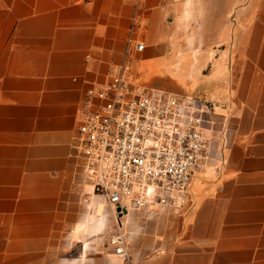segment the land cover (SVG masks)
<instances>
[{"label": "crops", "instance_id": "obj_1", "mask_svg": "<svg viewBox=\"0 0 264 264\" xmlns=\"http://www.w3.org/2000/svg\"><path fill=\"white\" fill-rule=\"evenodd\" d=\"M181 53L223 63L188 72ZM124 61L213 103L214 149L181 212L112 218L85 199L81 99ZM198 75L207 93L192 91ZM0 264H264V0H0Z\"/></svg>", "mask_w": 264, "mask_h": 264}, {"label": "built area", "instance_id": "obj_2", "mask_svg": "<svg viewBox=\"0 0 264 264\" xmlns=\"http://www.w3.org/2000/svg\"><path fill=\"white\" fill-rule=\"evenodd\" d=\"M141 50L143 43L135 42ZM213 103L153 88L136 79L128 61L81 99L72 147L79 159L86 200L116 214L131 209L185 210L194 171L206 160ZM108 241L126 259L120 230Z\"/></svg>", "mask_w": 264, "mask_h": 264}, {"label": "rangeland", "instance_id": "obj_3", "mask_svg": "<svg viewBox=\"0 0 264 264\" xmlns=\"http://www.w3.org/2000/svg\"><path fill=\"white\" fill-rule=\"evenodd\" d=\"M180 46V45H179ZM179 46H176V48L177 47H179ZM178 49H183L182 48V46H181V48L179 47V48H177V51H178ZM180 50V51H181ZM181 52H183V51H181ZM179 56H181V57H179V59L177 60L178 61V65H179V67H180V69H183V68H185L188 72H190V71H195V70H201L202 68H206V66H209V68H214V67H216L217 66V64H222L223 62H221V61H217V60H214V61H191V62H186V61H184L183 60V57L182 56H184L182 53H181V55H179ZM181 61V62H180ZM229 62V61H228ZM189 63V64H188ZM229 64H230V62H229ZM95 84H97V83H95ZM100 84V83H99ZM209 85H210V82L209 81H207L205 78H203V76L202 75H198V76H196V77H194L193 79H192V91H194V92H198V93H207V88H209ZM87 89V88H86ZM85 89V90H86ZM85 92V91H84ZM83 96H84V94H83ZM83 98V97H82ZM212 117V119H213V116H211ZM213 122V121H212ZM206 126H207V128H209L208 130H207V144H209V150H208V152H207V157L208 156H210L211 154H212V150L214 149L213 148V146H212V138H213V136H212V131L210 130V128H211V124L210 123H207L206 124ZM206 157V158H207ZM205 161V160H204ZM101 203H103V202H101V201H97L96 202V204H95V213L96 212H98V208H99V205L101 204ZM104 205H105V208H106V211H108L111 215H112V218H113V216H114V214H115V212L109 207V206H107L105 203H104ZM189 208V207H188ZM165 210H168V209H165ZM172 211H175V212H181V211H183V210H172ZM124 212H126V211H124ZM115 222V221H114ZM115 225H116V222L114 223Z\"/></svg>", "mask_w": 264, "mask_h": 264}]
</instances>
